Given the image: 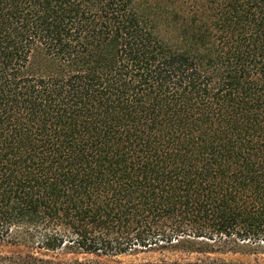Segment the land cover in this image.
Here are the masks:
<instances>
[{"label": "trees", "instance_id": "trees-1", "mask_svg": "<svg viewBox=\"0 0 264 264\" xmlns=\"http://www.w3.org/2000/svg\"><path fill=\"white\" fill-rule=\"evenodd\" d=\"M2 242L264 264V0H0Z\"/></svg>", "mask_w": 264, "mask_h": 264}, {"label": "rangeland", "instance_id": "rangeland-1", "mask_svg": "<svg viewBox=\"0 0 264 264\" xmlns=\"http://www.w3.org/2000/svg\"><path fill=\"white\" fill-rule=\"evenodd\" d=\"M160 1L162 6H169V0H157ZM166 4V5H165ZM172 6V4L170 5ZM32 251V249L26 244H14L12 242H2L0 243V256H11V255H18V254H28ZM48 256H54L57 259H67L68 257H63L57 254H48ZM80 260H95V261H102V262H121L124 264H131V263H140L145 261H153L158 260L161 258L165 259H176V258H185L189 260H193L196 256H182L176 253H171L168 251H157L153 249H137L135 251L128 252L126 254L118 255L114 258H106V257H95L92 255H81L77 256ZM211 258L214 259H224V260H233V261H251L252 257L240 256V255H221V254H214L211 255ZM262 260H264V256H260Z\"/></svg>", "mask_w": 264, "mask_h": 264}]
</instances>
